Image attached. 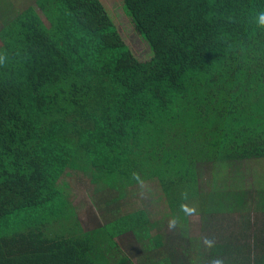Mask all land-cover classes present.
Here are the masks:
<instances>
[{
  "label": "trees",
  "instance_id": "1",
  "mask_svg": "<svg viewBox=\"0 0 264 264\" xmlns=\"http://www.w3.org/2000/svg\"><path fill=\"white\" fill-rule=\"evenodd\" d=\"M31 1L0 0V264H132L124 238L141 264H264L257 213L225 242L188 235L194 213L246 207L244 190H207L208 173L248 162L264 207V0H121L146 60L101 0ZM67 170L107 207L92 229L59 185ZM149 183L164 214L121 207Z\"/></svg>",
  "mask_w": 264,
  "mask_h": 264
},
{
  "label": "rangeland",
  "instance_id": "2",
  "mask_svg": "<svg viewBox=\"0 0 264 264\" xmlns=\"http://www.w3.org/2000/svg\"><path fill=\"white\" fill-rule=\"evenodd\" d=\"M10 1L13 2L14 0ZM101 1L106 6L127 46L130 47V49L139 59H149L152 55V51L148 43L135 29L130 17L126 14L122 1ZM29 3L33 5L34 0ZM1 22L2 21L0 19V25ZM243 166H245V168H242V170L238 171L227 169L219 171V174L208 173L203 178V186L208 190L214 187V183H216L218 186H228L229 188L240 191L244 190L248 194L246 198V207H244L243 209L241 208L240 214H238V212L235 214L224 212L218 215H214V217H212V215H207L204 218V215L200 213H194L192 214L190 219L188 235L198 237L199 239L200 236L204 237L210 233L211 235H215L213 240L221 241L222 238V241L225 242L230 238L229 235H231V229L235 231L238 227L242 226L243 223L245 224V219L249 218V214L253 216L257 213L258 221L264 219V207H254L253 205L255 199L254 197L256 196L258 200L259 190H261V187L258 186L257 182V173L250 168L248 162ZM59 185L61 186V188H63V190H65L67 194L70 195L71 199L74 201V204L77 207L79 218L81 219L83 227L86 230L98 226L100 224V221H104L105 218H107V212H105L107 207L103 206L100 209L96 207V204L103 202V200L100 196L93 195V193L91 192V190L93 189V185L91 183V180L85 173L80 171L67 170L66 174L60 180ZM163 199V194L157 186V183H149L147 185H141L131 191V193H129L128 195V198H126L121 203V207L128 212L137 208L144 207L152 213V216H155L157 218L161 214H164L165 209ZM258 208L260 209L257 210ZM247 215L248 217H246ZM162 219V223H160L161 231L159 233L163 237H167L171 229H175V226L169 228V222L172 221L170 218L163 217ZM176 231L177 233H179L178 228H176ZM219 231L220 233L217 234ZM172 233L177 237V234H175L174 231ZM221 233L223 234L221 235ZM119 243L121 244V248L123 250H128L130 252V255L132 257V264H141L140 259H138L137 257V255L139 256L140 253L136 250V245H133V243L127 238L120 240ZM135 252H138L136 253V256H134ZM153 253L156 254L152 255V257L154 256V258H156L157 253L160 254L162 253V251H156ZM117 264L131 263L126 258L122 257L118 259Z\"/></svg>",
  "mask_w": 264,
  "mask_h": 264
},
{
  "label": "clouds",
  "instance_id": "3",
  "mask_svg": "<svg viewBox=\"0 0 264 264\" xmlns=\"http://www.w3.org/2000/svg\"><path fill=\"white\" fill-rule=\"evenodd\" d=\"M259 23L262 24V25H264V13H260L259 14ZM182 208L184 209L185 212H187L189 214L195 212V209L194 208H188L186 205H182ZM174 226H175L174 221H170L169 222V228H172ZM204 243L207 246L211 247L213 242L211 240L205 239L204 240ZM214 264H221V262L220 261H215Z\"/></svg>",
  "mask_w": 264,
  "mask_h": 264
}]
</instances>
